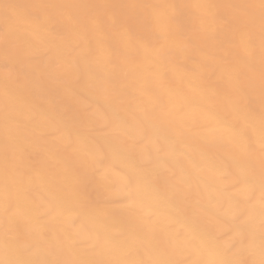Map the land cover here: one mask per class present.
<instances>
[{"label": "snow or ice", "instance_id": "1", "mask_svg": "<svg viewBox=\"0 0 264 264\" xmlns=\"http://www.w3.org/2000/svg\"><path fill=\"white\" fill-rule=\"evenodd\" d=\"M0 264H264V0H0Z\"/></svg>", "mask_w": 264, "mask_h": 264}, {"label": "bare ground", "instance_id": "2", "mask_svg": "<svg viewBox=\"0 0 264 264\" xmlns=\"http://www.w3.org/2000/svg\"><path fill=\"white\" fill-rule=\"evenodd\" d=\"M113 2L116 3H161L164 2V0H113ZM169 2H172V0H169ZM175 2H194V0H175Z\"/></svg>", "mask_w": 264, "mask_h": 264}]
</instances>
